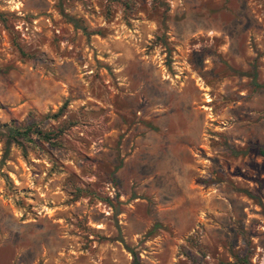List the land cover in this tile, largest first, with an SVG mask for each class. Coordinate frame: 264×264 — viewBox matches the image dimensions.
<instances>
[{
  "label": "rangeland",
  "instance_id": "rangeland-1",
  "mask_svg": "<svg viewBox=\"0 0 264 264\" xmlns=\"http://www.w3.org/2000/svg\"><path fill=\"white\" fill-rule=\"evenodd\" d=\"M2 124L0 264H264V0H0Z\"/></svg>",
  "mask_w": 264,
  "mask_h": 264
},
{
  "label": "trees",
  "instance_id": "trees-1",
  "mask_svg": "<svg viewBox=\"0 0 264 264\" xmlns=\"http://www.w3.org/2000/svg\"><path fill=\"white\" fill-rule=\"evenodd\" d=\"M65 107L66 102L63 103V105L57 110L54 115H52V118L61 116V114L64 112ZM29 136H35L38 140L41 139L48 143L50 140L49 136H51V134L41 132L38 125L34 124L20 128L13 125H0V142L3 144L2 159L6 158L9 147L11 145L15 146L20 151V154L24 157L27 153L24 143L32 142Z\"/></svg>",
  "mask_w": 264,
  "mask_h": 264
}]
</instances>
